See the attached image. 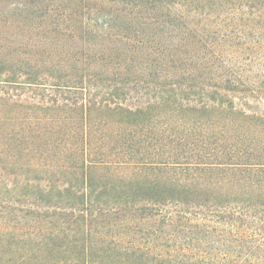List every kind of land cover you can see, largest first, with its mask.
<instances>
[{"label": "trees", "instance_id": "1", "mask_svg": "<svg viewBox=\"0 0 264 264\" xmlns=\"http://www.w3.org/2000/svg\"><path fill=\"white\" fill-rule=\"evenodd\" d=\"M0 264H264V0H0Z\"/></svg>", "mask_w": 264, "mask_h": 264}]
</instances>
